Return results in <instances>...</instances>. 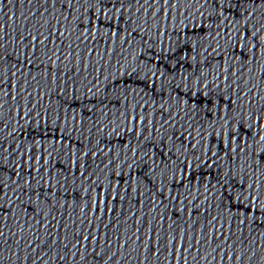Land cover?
Segmentation results:
<instances>
[{
  "label": "snow or ice",
  "instance_id": "1",
  "mask_svg": "<svg viewBox=\"0 0 264 264\" xmlns=\"http://www.w3.org/2000/svg\"><path fill=\"white\" fill-rule=\"evenodd\" d=\"M39 2V0H38ZM45 4L51 3L53 5L60 4V12L63 15V21L57 19L56 24H51V21H46L45 23L48 25L46 32H41L39 27H37L36 31L29 32L27 36L21 33L19 39L21 44L23 45V49L21 53H17V57L22 56L23 58H17L14 62V68L12 70V76H16L20 73L24 72L25 68L33 69L34 67H39L37 65V60L39 59L38 53H42L46 60L48 61V65L54 64L61 59H68L72 56V45L69 43L67 46L70 49L64 56L59 55V53L63 52L64 49V39L65 32H67L69 21H73L75 24L74 31L76 33V41L77 47L79 46V42L81 40L88 41L92 39L95 41L97 35H99V29L101 27H107L105 21L108 23H112V28L117 29L116 31H112L109 33L114 39L120 38L121 44H129L135 41L137 35L140 36L141 43L147 42L145 34L150 30H154L155 34L164 36L167 35V23L172 21L173 24L177 20V12L181 7L182 3H189V0H109L110 11H104V8H99L98 10H94L90 5L94 3H103V0H44ZM192 5L200 4L201 8L211 4L213 11L205 16V13L200 9H197L195 14H198L200 19L198 21L193 20L191 26L185 23V19L191 20L192 17L189 15V10L185 9L184 13L180 14V23L184 25V36L185 40H188V36H195L198 42H201V46L207 45L203 47V51L207 54L209 51L212 53H216L218 55H223L224 58V72L222 74V78L225 82L226 86L228 81L232 79V76L239 75V72L232 73L233 65L229 64L230 60H238L241 64L242 71L243 66L245 65V61L255 62L256 61V51L258 49H264V14H262L260 18V22L258 24L253 23L251 26L249 25V21L255 15V12L250 9H246L244 13L239 14V20L243 21L241 25L236 16L233 17L231 23L227 20V16L233 13V9H239L246 4H251L253 8L264 5V0H191ZM155 4H159L160 7H155ZM77 5H80L77 8ZM132 5H136L135 14L137 19L132 18ZM125 8L128 9L125 12ZM176 9L177 11H173ZM77 12H81L82 15H77ZM115 13L113 16L112 13ZM143 12L144 16L141 19L139 14ZM64 13H67L64 15ZM161 13L163 15H161ZM150 17V19H149ZM219 19L220 23L216 24V20ZM81 21H85L82 23ZM123 23L124 27L119 28L118 25ZM63 24L64 31H60V27ZM151 25V29L148 27ZM215 25V27H213ZM165 28V31L161 33V27ZM93 29H96L94 32ZM121 33H123V37H121ZM69 36L72 33H68ZM49 41L56 45L53 49H48ZM211 41L212 43H208ZM223 42V44L221 43ZM162 43V41H161ZM187 46V44L185 45ZM224 48V53L221 54V48ZM6 47H0V66H2L6 61L12 60V55L5 56ZM88 55L91 56L92 52L95 51L91 45H88ZM50 52L57 53L56 61L52 60V56ZM183 55V51L181 52ZM81 54L77 52V56L79 57ZM43 64V61L40 62ZM48 65H44L45 68H48ZM50 71L53 75L58 74L57 68H51ZM136 75L139 74V70L136 71ZM129 77L131 74H128ZM31 76V71H29L25 75V81L27 82V77ZM153 76V86L154 80L156 78V73H152ZM221 78L217 76L216 79ZM3 77H0L2 80ZM33 80L36 79L35 76L32 77ZM55 82V81H54ZM128 81L125 80L124 84H127ZM237 85L236 92L239 97V92L242 89L239 88V81H233ZM120 85L119 81H114L113 87ZM11 86V85H10ZM199 86V81L197 82V87ZM207 86V85H206ZM63 88V86H61ZM0 90H5L4 85L0 84ZM6 91V90H5ZM73 91L75 88L73 86ZM91 91V88L89 89ZM125 93L128 89H124ZM247 95V93H245ZM14 98V97H13ZM75 98V97H74ZM118 103V101H117ZM125 103H127L125 101ZM228 110L232 109V105L235 103L230 99L225 102ZM2 106V105H0ZM136 107H140V105H136ZM146 108L147 105H144ZM134 111V109H133ZM161 120L159 121L160 127H156V121L154 119H148L143 111L139 115H131V121L133 124V129L137 127V122L139 123L140 131L136 133L137 135V143L143 145L147 143L148 147L152 150L151 155H149L148 151H141L140 147L133 148L130 142H124V148L127 151H131L132 157L131 161L125 160L123 164L117 165V169L115 172L109 173V184L107 188L101 187V191L105 193L106 199L101 201L100 194L97 193L94 197V212H109L111 213L113 209L107 207V191L108 188L111 189V199L112 200H120L124 201L128 199V193L131 192L132 196L135 197V203H138L143 208L147 201L145 197L148 196L152 200V208L153 211H157L160 208V205L164 204L165 201L171 202L173 205V214L174 216H179L180 213L187 212L189 217L192 216L193 212L189 204H185L184 199L181 197L184 195L177 191V169L179 170L180 179L179 186L184 185V174L188 173L191 176V168L192 162L187 160V155L185 156V160L182 162L183 166L176 165V168H171L169 165V161H172V164H175V161L172 160V147L177 146V141H180L179 147H177V151L183 152L185 147L195 148L196 145L191 143H184V132H180L179 135L172 131L168 136L167 140L171 142L172 147L169 146L168 143H165V134L162 131L163 128L171 125L172 129L176 128V125L172 123L175 120L179 113L173 114L171 109L165 114L163 105H161ZM30 113L26 111L24 113L25 117ZM256 121L257 125L259 122L264 119V116L258 115L256 113L252 114ZM68 114L65 112L63 118L65 120V125L63 128L57 127L56 132L58 135L55 137V141H59L61 146L63 147L64 141L68 139L64 133L67 131L68 124ZM60 115L57 114L56 121L60 119ZM225 126L227 127V132L224 133L226 136V140L224 144L226 145L222 150L228 154V149L232 150V154L235 155L236 160H240L242 156L249 155V159H252L254 163L250 164L249 167L252 169L251 172H248V177H254L252 180L247 182V186L245 188V181H241L239 185L232 182L229 179V176H225V180L227 183H221V196L218 206V211L221 209H228L229 212H232V209H236L237 212L241 214L240 223H246L249 219H255L257 215L264 216V208L261 207L259 201L261 199L260 195L254 194L255 192H259L261 184H264V181H261L259 175H255V173L264 170V150L256 151L255 145H247L244 146L236 144L234 146V142L243 137H248L251 134V126L245 128L244 121L241 120L237 126V130L235 132L231 129V122L228 120V117L225 116ZM45 121H47V115L45 116ZM2 123V121H0ZM75 123V117L73 116V124ZM147 124V127L145 125ZM7 127V126H5ZM183 128V125H181ZM128 129H126L127 131ZM187 131V139L190 141L192 139V134L189 129ZM147 132L148 135L145 136L144 133ZM159 133L158 142H153V138L156 134ZM259 135V132H257ZM51 139V136L48 137ZM261 142H264V136L259 137ZM55 141L53 143V148L55 147ZM31 142V141H30ZM41 143V147L43 146L42 141H37ZM163 145V148L161 147ZM19 145H17V149L19 150ZM71 144L69 148H71ZM69 148H65L64 151L68 152ZM4 149L3 142H0V152ZM165 149L167 151H165ZM102 151V149H101ZM111 152V149H109ZM211 151L210 146H206L203 156L208 155ZM32 149H27L28 154V163L30 167L35 168V172L38 177V183H47L49 185L46 191H51L55 185L52 184L50 172H49V164L51 162V150L47 153L48 158H45V154L43 152H38L37 155H32ZM22 157L24 153L20 154ZM88 153L85 152L84 156H87ZM95 155V152H93ZM218 152H212L210 159H213L218 156ZM203 156L200 159H203ZM139 157V159H138ZM71 165L66 169L67 172L73 175V178L79 177L82 181H87L89 176L87 173V168L85 165L81 164L82 157L80 153L72 149L70 152ZM119 158V157H117ZM7 159V157H5ZM148 160H151V163H146ZM35 161L33 165L32 162ZM206 162V161H205ZM115 163L113 160H109L106 167L110 168L111 165ZM126 164L128 169V175L124 174V165ZM23 160L17 162L16 171L13 173L14 176L17 177L16 180L9 182V180H5L2 176H0V221L6 220L7 214L13 212V206H18L21 211H23L27 219V214L30 212H36V208L33 207L32 196L35 195L37 197V202H39L41 195L39 189H33L32 187V173L29 172L27 175L29 179L25 181V186L21 187L19 185V180L22 179L25 173L22 171ZM243 166V164L241 165ZM3 165H0V172L5 171ZM43 171L46 174H49V179L44 180L43 177H39V173ZM133 172L136 173V176L133 177ZM229 173H231V167L229 168ZM94 174V173H93ZM155 178V179H154ZM193 179L195 177H192ZM68 177H64V183H67ZM145 184L147 187V191L141 187V184ZM95 184V182H94ZM123 185V191H121V186ZM231 185V187H230ZM83 186V185H81ZM233 189H243L239 195L233 191ZM90 189H85L87 193ZM11 193V195H9ZM21 197H27V202L21 200ZM45 200L47 197L45 195ZM163 198V199H161ZM195 199V197H194ZM208 197L205 196V200ZM179 201L180 204L184 205L180 209V213L175 212V204ZM224 201H229L230 203H225ZM7 203L8 207H5L4 204ZM167 208V205L165 206ZM159 219L161 225H163L165 220L169 221L168 228L169 233L167 236V245L165 248H161V244L163 243V239L160 236L159 232H156L152 227V223L155 219ZM235 215L233 214V219H235ZM219 216H212L207 220V228L209 230V236L212 238L210 243L221 242L218 248L212 249L213 252L220 251L224 248V244L230 239V236H225L223 221L221 222L220 228L215 227V222L220 220ZM45 220H47V215H45ZM153 221L149 222V232L147 234V238L139 235L142 232V227L137 226V235L135 237V241L139 242L141 239L144 240V245L146 246V250L148 253H155L158 257L163 250L169 251L171 257L176 261H183V264H187V254L190 253L192 248L196 249L197 256L193 257L194 260H198L200 258V245L203 244V240L197 239L194 235H189L192 231V226L189 225L187 229H182L180 231V235L176 236L173 232L175 228V224L177 221L173 218H170L167 215L166 211L159 212L158 217H154ZM42 223V221H37V224ZM50 227V225H49ZM231 225L229 224V230ZM220 232L221 235L219 237L216 236V232ZM155 232L156 236V244L154 247H151L152 243V233ZM204 229H201V234H203ZM4 233L0 231V238H2ZM94 236V234H93ZM93 238L92 236L85 235L83 239L87 241L88 239ZM207 239V237H205ZM187 244V246H186ZM229 249H225L222 253L223 256H227L229 260L240 259L237 257L235 253L232 255H228ZM206 259V258H205ZM147 264V261H145Z\"/></svg>",
  "mask_w": 264,
  "mask_h": 264
}]
</instances>
